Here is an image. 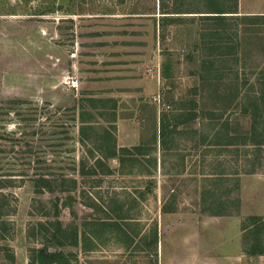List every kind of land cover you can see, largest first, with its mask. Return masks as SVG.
Instances as JSON below:
<instances>
[{"label": "rangeland", "instance_id": "1", "mask_svg": "<svg viewBox=\"0 0 264 264\" xmlns=\"http://www.w3.org/2000/svg\"><path fill=\"white\" fill-rule=\"evenodd\" d=\"M160 3L0 0V179L14 182L2 189L14 231L0 238V264H29L31 250L44 246L63 252L67 264H255L239 246L252 243L243 222L264 218V146L226 140L250 126L243 104L262 88L264 20L227 17L217 36L214 20L185 13L207 12V0H165L168 18ZM216 41L226 48L212 49ZM132 63L140 77L161 67V101H149L172 131L121 166L103 155L112 148L107 131L122 148L120 108L86 95L82 73L98 68L119 78ZM237 79L240 105L227 109ZM112 83L103 84L109 93ZM133 110L121 134L159 135V124L143 120L150 107ZM40 177L54 191L36 193ZM213 215L242 224L223 219L204 228ZM57 222L66 234L77 229L78 246L47 242ZM260 238L264 247V230Z\"/></svg>", "mask_w": 264, "mask_h": 264}, {"label": "trees", "instance_id": "2", "mask_svg": "<svg viewBox=\"0 0 264 264\" xmlns=\"http://www.w3.org/2000/svg\"><path fill=\"white\" fill-rule=\"evenodd\" d=\"M210 3L208 4L209 7H211V10H214L212 13L214 15L212 16H202L205 17V19L208 20H214L216 25V35L219 36L222 34V25H224L226 17L222 16V11L219 8V5L215 2V0H209ZM160 8L163 11L162 13L165 15L164 18H168V14L171 12H167V4L165 3V0H161ZM175 13V12H173ZM204 19V18H203ZM248 20H264V16H247ZM219 26V28H218ZM162 35L164 36V32H162ZM161 35V36H162ZM204 36V35H203ZM205 38V36L203 37ZM203 42H205V39H203ZM214 49H223L226 48L224 44L220 41L212 42L211 48ZM212 48V49H213ZM221 76L216 77L215 80H220ZM259 84L261 85V91L257 94L253 95H246V99L248 100V103L243 104V112L247 116L251 117L250 126L246 129H236L234 128L235 134L228 135L226 143L228 145H234L236 141L240 140L243 141V144L246 145H253L258 149H261L262 146H264V69L261 70L260 76L258 78ZM234 83H236V88L234 91L230 92V94L223 95L224 97H227L225 100L228 103L227 109L237 107L239 104V99L241 97V93L239 90V80L237 79ZM220 96V97H222ZM108 101V100H107ZM90 102L94 103L95 100H90ZM103 102V101H102ZM104 102H106L104 100ZM116 106V105H114ZM84 116V115H83ZM166 117L162 115L161 116V122H160V135L161 139L163 140L167 133H169L171 128L169 126V122L166 121ZM82 118V123H87L85 119ZM227 128H231V124H227ZM108 138L106 141L109 144V141H111L112 148H108V152L104 153V157L106 159L109 158H120L121 166L124 165L126 162V157L129 154H133L134 150H138L139 152H143L144 146L141 145L140 147L136 148H116V138L107 131ZM0 137H2V134H0ZM154 142H156V139H154ZM110 144V145H111ZM98 164L101 163V160H97ZM13 181L11 180H5L3 178L0 179V238L5 240L8 235L12 234L14 231V225L10 220H7L6 217L9 215L11 211L7 210L8 205L10 203L7 195L2 191V189L6 187L13 186ZM76 185V181H74ZM34 187L36 193H43L45 191H54L53 187V181L49 180L48 178L40 177L34 180ZM264 230V218L260 216H250L243 222V231L245 237L247 235L250 236L252 239V243L250 245H247L244 247V252L251 257L254 256H262L264 255V247L263 243L261 241V234ZM157 234L155 235L154 243H158ZM71 239V240H70ZM55 243L58 246H66L69 243L72 245H79V234L77 229L73 230L71 234H66V230L62 227L61 222H57L55 225V231L52 234V238L47 240V242ZM10 250V249H6ZM10 257H14L13 255H10ZM65 261V254L61 251H51V247L44 246L42 248H35L31 250L30 255V262L29 264H67Z\"/></svg>", "mask_w": 264, "mask_h": 264}, {"label": "crops", "instance_id": "3", "mask_svg": "<svg viewBox=\"0 0 264 264\" xmlns=\"http://www.w3.org/2000/svg\"><path fill=\"white\" fill-rule=\"evenodd\" d=\"M229 0H226V2ZM261 1V3H264V0H258ZM257 0H231L233 3L232 6H227L222 4V6H219L221 9L222 16L224 17H247V16H264V4L258 3ZM215 2L218 5V0H215ZM207 3L209 4L210 1L207 0ZM209 7V6H208ZM214 10H211V7L207 9V12H185L189 13L193 17H196L197 15L202 16H212L214 14L208 13L213 12ZM175 13H182V12H175ZM174 17V16H173ZM135 62V60H134ZM102 63V62H100ZM159 68V69H158ZM137 69L140 71L141 65L140 64H134L132 63L131 67L128 68L125 71V74H121V77L117 76H111V78H106L102 73H105L104 70H98V68H95V70H84L82 73L83 79H82V85L86 86L88 89L87 92H85L86 95H89L91 97H100L101 100H112L114 101V104L117 106L118 110V142L120 144V147H126V148H136L143 145L145 147V144H157V142H161V135H160V122H161V114L158 113L156 107V103H153L149 101L151 97H155L159 95V92L161 90V87L164 83V76H162V70L161 67L158 66L155 71H152L149 74H145L144 77H140L139 74H137L134 70ZM160 73V74H159ZM120 74V73H119ZM109 82H117L118 86L116 87V90H114V93L107 92L105 90V85L108 87H114ZM113 84V83H112ZM111 89V88H110ZM100 92H99V91ZM105 90V91H104ZM96 94V95H92ZM150 97V98H149ZM145 99L144 101L140 102V99ZM140 102V103H139ZM144 105V106H142ZM131 106V110L130 107ZM142 108L146 109L150 107L152 110L150 113L142 114V119L146 120L147 122L151 124H159L157 131H159V135L156 134V136L153 134L152 130H149L148 132H140L133 131L130 132H124V134H121V123H133L135 121V118L133 114V108ZM124 108V109H123ZM144 110V112L146 111ZM143 112V111H142ZM151 129H153L151 127ZM123 133V132H122ZM169 134V133H167ZM166 137V136H165ZM154 139H156V142H154ZM165 139V138H164ZM163 139V140H164ZM166 149V148H164ZM162 150V149H161ZM145 149L143 150V152ZM185 158V157H184ZM191 215V214H189ZM254 216H260V215H254ZM225 217L221 215H213L205 217L204 221H202L201 225L205 228L208 226L218 225V223H221L223 219L228 220H234L236 226L239 228V226L242 224L238 217ZM197 229L200 230L199 224H197ZM187 228V227H186ZM199 232V231H198ZM240 247V253L243 258L248 259V261H253L255 264H264V260H261L259 258L249 257L244 252L243 244L241 243ZM193 249V246L191 247ZM194 248H197L194 246ZM156 249L157 245H156ZM199 251V248H197ZM195 251V250H194ZM263 256V255H262Z\"/></svg>", "mask_w": 264, "mask_h": 264}, {"label": "built area", "instance_id": "4", "mask_svg": "<svg viewBox=\"0 0 264 264\" xmlns=\"http://www.w3.org/2000/svg\"><path fill=\"white\" fill-rule=\"evenodd\" d=\"M154 101L160 103V101H161V96L158 95V96L154 97Z\"/></svg>", "mask_w": 264, "mask_h": 264}]
</instances>
